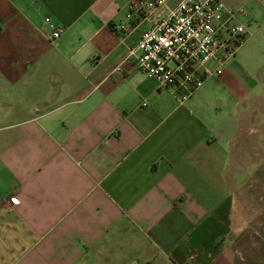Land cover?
Masks as SVG:
<instances>
[{
  "label": "crops",
  "instance_id": "crops-1",
  "mask_svg": "<svg viewBox=\"0 0 264 264\" xmlns=\"http://www.w3.org/2000/svg\"><path fill=\"white\" fill-rule=\"evenodd\" d=\"M128 10L0 0V264H237L255 85L227 60L180 101L135 64L150 19Z\"/></svg>",
  "mask_w": 264,
  "mask_h": 264
},
{
  "label": "built area",
  "instance_id": "built-area-1",
  "mask_svg": "<svg viewBox=\"0 0 264 264\" xmlns=\"http://www.w3.org/2000/svg\"><path fill=\"white\" fill-rule=\"evenodd\" d=\"M128 3L129 16L150 19L129 53L142 73L160 87L170 88L180 101L188 99L208 76L221 73L246 32L237 20V14L244 11L226 7L220 0H178L172 5L168 0ZM61 32V27H53L49 39L56 40ZM10 202L17 204V197L11 196Z\"/></svg>",
  "mask_w": 264,
  "mask_h": 264
},
{
  "label": "rangeland",
  "instance_id": "rangeland-1",
  "mask_svg": "<svg viewBox=\"0 0 264 264\" xmlns=\"http://www.w3.org/2000/svg\"><path fill=\"white\" fill-rule=\"evenodd\" d=\"M229 4L244 11L237 14V20L246 32L228 61L236 66L239 77L255 85L250 93L254 100L244 103L252 121L247 120L238 138L255 147L238 144L232 152L241 160L234 200L238 226L232 245L237 264H264V0H234Z\"/></svg>",
  "mask_w": 264,
  "mask_h": 264
}]
</instances>
